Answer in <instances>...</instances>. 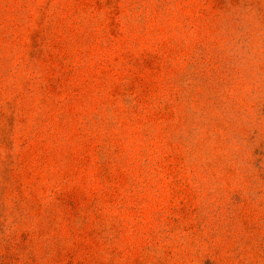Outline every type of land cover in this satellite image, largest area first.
I'll use <instances>...</instances> for the list:
<instances>
[{
  "label": "rangeland",
  "instance_id": "1",
  "mask_svg": "<svg viewBox=\"0 0 264 264\" xmlns=\"http://www.w3.org/2000/svg\"><path fill=\"white\" fill-rule=\"evenodd\" d=\"M0 264H264V0H0Z\"/></svg>",
  "mask_w": 264,
  "mask_h": 264
}]
</instances>
